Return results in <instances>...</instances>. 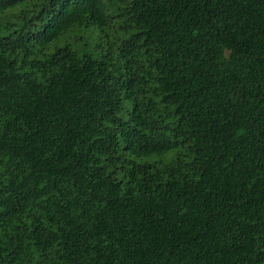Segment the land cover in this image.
Listing matches in <instances>:
<instances>
[{
  "label": "trees",
  "instance_id": "obj_1",
  "mask_svg": "<svg viewBox=\"0 0 264 264\" xmlns=\"http://www.w3.org/2000/svg\"><path fill=\"white\" fill-rule=\"evenodd\" d=\"M0 264H264V0H0Z\"/></svg>",
  "mask_w": 264,
  "mask_h": 264
},
{
  "label": "rangeland",
  "instance_id": "obj_2",
  "mask_svg": "<svg viewBox=\"0 0 264 264\" xmlns=\"http://www.w3.org/2000/svg\"><path fill=\"white\" fill-rule=\"evenodd\" d=\"M163 159V158H162ZM155 160H158V158H153V159H150V161H155Z\"/></svg>",
  "mask_w": 264,
  "mask_h": 264
}]
</instances>
